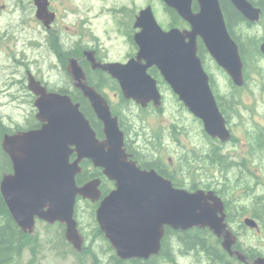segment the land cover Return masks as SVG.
Segmentation results:
<instances>
[{
	"label": "water",
	"instance_id": "water-1",
	"mask_svg": "<svg viewBox=\"0 0 264 264\" xmlns=\"http://www.w3.org/2000/svg\"><path fill=\"white\" fill-rule=\"evenodd\" d=\"M35 1L38 16H47L48 0ZM162 1L188 27L164 29L152 5H147L139 10L135 23L137 56L125 64H94L108 70L120 82L124 95L142 106L150 102L156 106L162 104L158 80L149 72L156 67L179 100L203 120L207 132L226 140L230 131L217 104L210 75L198 54L201 40L232 80L243 84L239 47L227 28L221 2ZM230 1L247 19L260 18L261 9L250 0ZM194 2L198 5L196 10ZM47 18L53 21L54 14H48ZM91 53L89 58L94 60ZM69 72L102 122L104 137H98L79 101H74L68 93L49 91L29 73L28 88L36 96L34 106L40 125L7 132L1 141L12 162V171L3 174L0 191L21 230L33 234L37 221L59 222L65 226L66 240L75 250H82L85 238L75 217L77 197L96 202L102 195L100 178L83 185L77 183V175L82 172L80 163L88 159L95 167L102 168L115 185L100 200L96 220L120 258L149 259L157 255L167 227L183 231L208 226L224 238V248L232 252L235 238L223 223L224 215L218 217V206L206 201L213 197L203 191L191 193L177 188L155 169L137 165L124 147L123 131L108 100L88 84L77 60L71 59ZM73 154L76 157L71 160ZM252 264H264V258H257Z\"/></svg>",
	"mask_w": 264,
	"mask_h": 264
},
{
	"label": "flooded vegetation",
	"instance_id": "flooded-vegetation-1",
	"mask_svg": "<svg viewBox=\"0 0 264 264\" xmlns=\"http://www.w3.org/2000/svg\"><path fill=\"white\" fill-rule=\"evenodd\" d=\"M57 1L64 6L63 11L60 6L55 5ZM88 1L73 0L72 5H68L65 0H48V14H54V19L50 22L48 14H44L43 18L38 16L35 0H0V22L5 24L0 29V42H4L7 50L6 62L3 63L7 74L2 86L13 85L15 68L20 70L18 68L21 67L27 72L28 83L31 72L49 91L73 94L77 99L73 98L74 101L81 103L82 99L89 103L69 72L71 59L77 60L88 84L108 100L113 115L118 117L124 134V147L130 158L142 168L155 169L177 188L191 193L203 191L205 195L213 197L206 201L212 206H218V217L224 215L223 223L232 232L235 241L230 252L223 246L224 238L219 237L212 228L194 226L188 229L193 236L197 235V231L199 233L201 244L199 252L195 251L194 254L199 256L201 262L252 264L255 259L264 258V6L250 0L255 7L261 9L260 18L254 21L243 16L230 0L241 16L234 23H229L224 14L227 28L239 47L244 82L242 85L236 84L226 70L211 58L223 75L221 77L215 74L211 81L217 104L230 131L229 138L222 140L211 136L203 120L191 113L184 104L181 106L188 117H183L182 123L173 122L174 129L166 127L161 135L150 132L148 128L151 119L159 115L158 111L163 110V87L160 86L163 94L160 106L152 102L142 106L124 95L120 82L108 70L94 64H125L137 56L135 34L138 27L135 23L138 10L135 8V1L102 8L97 15L93 13L94 8ZM164 7L172 18L166 5ZM106 11L112 13L108 18L107 25L110 27L106 32L109 44L94 30L95 17L99 18ZM69 14L74 17L72 25L63 22ZM171 27L175 26L169 25ZM252 36L256 38L258 51L255 57L251 55ZM118 51L124 54L113 56ZM89 53L94 60L89 58ZM37 71L43 73L40 78ZM27 93L35 99L36 96L30 90ZM138 111L144 119L140 117L142 120H138ZM39 125L36 122L34 126ZM178 134L186 137V144L177 146L174 143V135ZM75 157L76 154H73L71 160ZM8 159L12 171L9 156ZM89 161L84 159L80 163V174L86 169L87 175L83 180H77V183L83 185L91 179L100 178L101 200L115 185L104 175L102 168L95 167ZM86 162L90 164L85 168ZM100 200L93 202L88 198L77 197L75 217L83 234L86 231L85 217H81L83 204L87 206L88 214L93 211L96 218ZM88 243L91 244V241L85 240L84 244ZM101 243L111 245L108 240ZM83 247L81 251L72 248L81 253L84 251ZM114 252L124 263L134 259H122L115 250ZM67 255L73 257V264L79 259L74 252Z\"/></svg>",
	"mask_w": 264,
	"mask_h": 264
},
{
	"label": "rangeland",
	"instance_id": "rangeland-1",
	"mask_svg": "<svg viewBox=\"0 0 264 264\" xmlns=\"http://www.w3.org/2000/svg\"><path fill=\"white\" fill-rule=\"evenodd\" d=\"M131 1H135V8L136 10H138V12L140 9L151 4L155 11L158 22L164 29L169 28V24L172 18L170 14L166 12L164 7L165 4L162 0H106L104 2L103 0H89L88 3L94 8L93 13L97 15L101 12L102 8L111 7L114 4H130L128 2ZM65 2H67L68 5H72L73 0H65ZM55 5L60 6V9L62 11L64 10V6H61L59 1H57ZM106 12L101 13V16L99 18L95 17L94 30L96 34H98L107 44H109V42L107 41L106 32L110 27L109 25H107V22L112 13ZM68 16L69 17L66 20H63V22L66 25H72V20L74 17L72 14H69ZM2 25L5 24L0 22V29ZM4 41L7 42V40ZM0 50L2 51L0 53L2 55L0 56V119L2 120V122H0V127H3L5 125L11 127L13 130H16L17 126H22V128H24L27 127L29 123L37 120V109L34 106L35 99H33L34 97L32 95H29L27 93L29 91V88L27 86V72L24 70V68H18L20 70H17V68H15V83L7 87L2 86L4 80H6L5 77L7 74L6 65L3 64L4 62H6L5 56L7 55V50L5 48L4 42L2 41L0 42ZM123 54L124 53L122 51H118V53L113 56L119 57ZM2 65L3 67H1ZM209 70L213 75L216 74L223 77V75L218 71L216 64L211 60L209 61ZM36 74L40 78L43 73L41 71H37ZM9 75L11 76L12 73ZM168 86L163 87V90L165 92L163 110L158 111L159 115L152 118L151 124L149 123L150 128L148 129L150 130V132H154L158 135L163 134V130L166 127H169L171 130H173V122L180 121L179 123H182V118L188 117V113H186V111H184L181 106L182 103L180 101H177L173 92L168 88ZM9 93L11 94L9 95ZM139 115L140 112L138 111V120H142L145 118L144 116ZM2 138L0 140V145ZM174 138V143L177 144V146H182L187 143L186 137L182 134L174 135ZM81 212V217H85L84 220L86 221V223L84 222L86 228L85 230L90 233L91 226L89 225V223L92 219L89 217L88 208L87 206H85V204H83ZM59 231L60 228L58 224H48L43 221H37L36 230L33 233V238L29 241L27 247L23 251L21 258L22 264H73V257L67 255L68 252L66 253L67 250L64 248V246L55 240V238L57 239L55 235ZM93 237L94 236L90 233L89 240L95 242V239ZM190 253L191 254H189L185 260H180L182 264H203L197 254H194V252ZM62 255H66V257H63Z\"/></svg>",
	"mask_w": 264,
	"mask_h": 264
},
{
	"label": "trees",
	"instance_id": "trees-1",
	"mask_svg": "<svg viewBox=\"0 0 264 264\" xmlns=\"http://www.w3.org/2000/svg\"><path fill=\"white\" fill-rule=\"evenodd\" d=\"M253 2H258L259 5L264 6V0H251ZM223 11L227 17L229 23H234L238 17L241 16L240 12L235 9V7L229 2V0H221ZM194 8L197 9L198 5L195 2ZM168 11L172 14V20L170 26H180L186 27L187 23L178 15V13L172 9L168 8ZM251 44V55L253 57L257 54L256 38L255 36L250 37ZM198 54L202 59L203 65L206 71L209 73L211 81H213V74L209 70V61L211 57L201 40H199V51ZM260 54V53H258ZM149 72L158 80V84L161 87L168 86L166 81L163 79L159 70L156 67H152ZM170 88V87H168ZM72 98L77 100L73 94ZM175 95V94H174ZM177 101H180L175 95ZM182 103V102H181ZM81 109L84 111L85 115L90 119L92 126L96 129L99 137H103L102 124L97 119L94 111L86 100L81 99ZM38 122L37 120L29 123L26 129H30ZM22 129V126H17L16 130L8 127H0V140L4 133H13L17 130ZM25 130V129H22ZM150 141L151 137H148ZM90 162V161H89ZM89 162L85 163V168L89 166ZM11 171V163L8 159L7 154L3 151L0 145V181L3 174L9 173ZM86 169L82 174L77 177V180H83L86 177ZM89 217L92 219L89 223L91 226L90 233L94 236V243L84 244V251L79 253L75 251L71 245L67 242L65 238V227L63 224L57 223L60 231L56 233V241L61 243L67 250L66 253L74 252L77 258H79L75 264H182L181 259H186L190 252H199L200 237L198 231L197 235L191 233V231L186 230H172L171 228L166 229V234L162 241V248L157 255L151 256L149 259L134 258L129 260L127 263L117 258L115 252L111 245L102 244L101 241H107L104 233L100 230L99 225L96 221L95 215L90 212ZM89 218V220H90ZM88 231L84 232L85 240H89ZM33 238V234L26 233L21 230L18 224L13 219L0 191V264H22L21 258L23 251L27 247L29 241ZM100 241V242H98ZM86 246V247H85ZM179 252V253H178ZM85 258V259H83ZM201 261V260H200Z\"/></svg>",
	"mask_w": 264,
	"mask_h": 264
},
{
	"label": "bare ground",
	"instance_id": "bare-ground-1",
	"mask_svg": "<svg viewBox=\"0 0 264 264\" xmlns=\"http://www.w3.org/2000/svg\"><path fill=\"white\" fill-rule=\"evenodd\" d=\"M88 241H90V240H88ZM92 243H94V242L91 240V245H92Z\"/></svg>",
	"mask_w": 264,
	"mask_h": 264
}]
</instances>
